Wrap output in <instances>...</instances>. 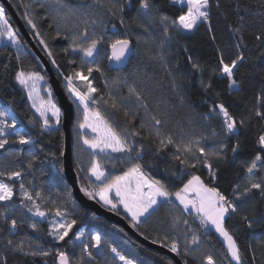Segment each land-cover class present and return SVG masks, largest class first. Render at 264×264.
I'll list each match as a JSON object with an SVG mask.
<instances>
[{
    "label": "snow or ice",
    "instance_id": "obj_1",
    "mask_svg": "<svg viewBox=\"0 0 264 264\" xmlns=\"http://www.w3.org/2000/svg\"><path fill=\"white\" fill-rule=\"evenodd\" d=\"M23 7L30 34L75 105L72 155L78 193L179 258L160 256L149 264H255L256 248L251 243L243 247L229 221L239 217L249 230L264 228V69H257L244 52L249 47L245 33L255 28L257 61L264 60V0H35V6L29 2ZM165 7L179 8V14ZM213 9L235 40V55L226 60L217 45V63L212 66L188 54L185 46V72L178 60L173 63L170 46L177 36L190 38L202 27L215 44ZM37 19L50 21L51 32H42ZM49 37L67 41L61 52L72 67L66 71L60 70ZM3 42L5 48L15 49L9 63L0 66L3 75H11L35 110L28 123L41 136L47 132L63 138L61 129L70 117L53 89L43 86L41 71L35 65L23 66L30 50L7 7L0 4ZM112 71L115 76L109 75ZM256 72L259 88L249 102L246 81ZM94 73L103 80V89ZM193 80L206 111L192 102ZM231 97L241 101L229 103ZM12 103L0 106V264H144L99 231L86 233L83 225L73 231L90 210L72 192H57L53 199L37 189L41 160L31 152L25 156V146H31L34 137L18 126L9 110ZM45 159L58 173L68 169L71 157L63 139L58 151L45 153ZM109 167L119 171L110 172ZM236 168L240 171L223 190L222 176ZM39 175L47 173L39 170ZM28 176L32 178L26 180ZM31 217L48 220L43 235L50 238V247L39 238L20 236L25 224L38 236L42 233ZM217 237L219 254L212 243ZM259 247L264 264V238Z\"/></svg>",
    "mask_w": 264,
    "mask_h": 264
},
{
    "label": "trees",
    "instance_id": "obj_2",
    "mask_svg": "<svg viewBox=\"0 0 264 264\" xmlns=\"http://www.w3.org/2000/svg\"><path fill=\"white\" fill-rule=\"evenodd\" d=\"M11 6L16 11L19 18L24 22L27 30L30 33L29 27L26 25L24 19L22 18V13L25 11L23 5L29 2H32L35 6V0H9ZM73 3L76 2V0H72ZM122 2H125V0H122ZM133 3H135V0H132ZM42 11V10H41ZM164 11L169 12L172 15H178L179 14V8L171 9V8H164ZM8 15L10 16L9 12ZM11 17V16H10ZM50 21H40L37 19V23L40 27V30L42 32H51V30L47 27V24ZM11 23L14 27L17 28V25L14 21V19L11 18ZM117 27L118 31L123 32V29H119L118 22ZM213 27L216 32V43L213 44L209 34L207 33L205 28H201L199 32H197L195 35H192L190 38H187L185 36H177L174 41L172 42L170 48H171V56L173 57V63L176 62V60L179 61V63L183 66L184 71L186 72L187 64H186V55L191 54L194 58L198 59L201 63H207L209 65L215 66L217 63V45L223 49L225 53V59L230 60L232 56L235 55V40L232 38V36L228 33L225 22L221 16L216 12L215 9H213ZM112 30L109 29V35H111ZM255 32V28L250 29L248 32L245 33L246 40L249 44L248 49H245V55L250 57L252 61L256 63L257 69H264V60L257 61V56L259 55V49H257L254 46V40H253V33ZM21 34V32H20ZM22 36V34H21ZM32 40L36 42L39 50L44 54L46 59L48 57L45 55V53L42 51V46L38 44V41L35 39L34 35L30 34ZM22 39L24 42H26L28 49L30 50L31 55L26 57L23 61L24 67H29L32 65H35L38 70L41 71V74L45 76V80L48 82V75L47 72H45L42 62L39 60L38 56L34 51H32L29 43L25 38L22 36ZM49 44L53 46V51L56 54V59L58 64L60 65L61 71H66L69 67L67 65V57H64L61 52V47L67 45V41L64 40H58L53 42L51 38L49 37ZM187 46L190 50L188 54L184 53L182 51L183 47ZM15 49H13L10 45L5 48L4 45L0 47V66H2L4 63H9V58L14 57ZM101 57H103V53L101 54ZM49 61V59H48ZM103 64L107 67L108 62L107 60H103ZM11 66L16 67V62L14 59L11 60ZM53 66V65H52ZM131 67V65H129ZM54 71L57 72L56 68L53 66ZM241 73H244L245 70L242 68ZM95 76H97L96 83L103 89V80L99 78V75L94 73ZM111 76H115L116 72L112 71L109 73ZM57 76L61 81V77H59L58 72ZM259 72H256L253 74V77L246 81V93L249 98V102H251V99L255 96V91L257 88H259ZM63 89L64 85L62 83ZM217 87L222 88L223 85L218 84ZM65 91V89H64ZM66 93V92H65ZM126 94V90H125ZM190 94L192 102L195 104L197 108H199L201 111H206V107L201 104L202 97L199 94L198 85L195 80H193L191 88H190ZM228 102L231 103L233 101L239 103L241 101V97H231L227 98ZM8 100H12L13 103L9 106L10 112L15 116L18 126L23 131H28L31 133L34 137V143L31 146H25V156L29 154V152L34 153L35 155L40 157L41 162L38 165V171H37V178L35 180V185L37 189H44L46 193L50 194L53 199L57 198V192H59L61 195L65 194V190L68 192L71 191V187L68 183V180H66L65 172L58 173L56 167L54 166L53 162L45 159V153L48 152H57L58 148L60 147L61 139H63V143L65 144V137L63 135V138L58 133H55L53 135H48L47 132H45L42 136L39 134V131L37 129H34L31 124L28 123V121L35 115L32 111L31 106L29 105V101L27 100L26 93H24L22 90L19 89L17 85L14 84V81L12 80L11 75H8L5 77L3 75V69L0 67V106H3L7 103ZM211 102V101H209ZM74 120L72 123V129H71V147L73 146L74 138H75V121H76V113H75V105H74ZM61 132L64 134L63 128L61 129ZM14 148H18L19 146H13ZM73 162H74V169H76L75 164V158L72 155ZM39 170H43V172L47 173V175L40 176ZM109 171H119L113 170L109 167ZM237 171H240L239 168H236L230 172L225 173L222 176V183L220 184V187L223 190H227L229 188V183L231 180L235 178V173ZM31 176H28L26 180L31 179ZM73 193V192H72ZM18 195V192H17ZM264 210V209H262ZM17 216H19V213H17ZM32 220L39 222V227L42 230V233L38 236L37 233L32 232L28 227L27 224L20 229V236H29L33 239L39 238L41 243L44 244L45 247H50V238L43 235V233H46L47 228L49 227L48 220H39V218L31 217ZM83 225L84 231H91L96 232L99 231L104 236V239L111 243L112 245L118 247L122 252L128 254L129 256L136 257L137 259L144 262V264H149L150 261L153 260H159L160 256L167 257L169 260H173L169 255L167 254H161L155 249L148 248L145 244L139 243L131 234L126 232L121 226L116 225L112 222H107L105 219L96 216L93 212L89 211V214L80 222L77 224L76 228L73 229V231H76ZM115 226V227H114ZM229 227L234 228L236 230V235L238 240L240 241L241 245L245 248L251 243L256 248V262L255 264H260V241L262 238H264V228L257 227L253 230H249L246 227L243 226V224L240 222L239 217H236L234 221H229ZM120 229H123V231H120ZM140 235V234H139ZM89 241V240H88ZM86 241V243L88 242ZM213 245L215 246L214 250L217 254L220 253L222 250V245L220 239L214 238L212 241ZM57 247H59L57 245ZM144 249H150L151 252H145ZM68 251L72 253L71 247L68 248ZM155 252L157 255H152L151 253ZM75 253L79 254V248L75 250ZM248 254L252 255L251 249L248 250ZM11 259V256L9 257ZM109 260H111L110 254H109Z\"/></svg>",
    "mask_w": 264,
    "mask_h": 264
},
{
    "label": "water",
    "instance_id": "obj_3",
    "mask_svg": "<svg viewBox=\"0 0 264 264\" xmlns=\"http://www.w3.org/2000/svg\"><path fill=\"white\" fill-rule=\"evenodd\" d=\"M0 4H4L12 19H14L17 28L20 30L22 36L25 38V40L28 41L32 51L37 54L39 60L42 62L45 72H47L48 75V83H50L51 88L53 89V93L55 96V99L58 102V105L62 108V111H64L70 119H67L65 121L63 130H64V137H65V145L68 149L69 155L71 159L69 160L68 164L69 167L65 171V177L66 180H68V183L71 187V191L73 192L74 196L78 200V202L82 203L85 207H87L91 212H93L96 216L101 217L105 219L107 222L115 223L118 226H121L126 232L131 234L139 243L145 244L150 249H155L161 254H167L169 255L173 261H178V257H174L171 253L167 252L166 249L160 248L158 245H153L149 241L144 240L143 236L139 235L136 231L128 227L127 222L120 218V216L114 215L112 213L107 212L104 208H102L100 205L96 204L92 201H87L81 194L78 193V187H77V181L75 178L76 175V169H74V160L72 158V147H71V129H72V123L74 120V104L71 103V101L67 98V94L65 93L62 83L60 82L57 72L54 71V68L50 61L46 59L44 54L39 50L36 42L32 40L29 31L27 30L24 22L19 18L14 8L11 6L9 0H0ZM112 68L117 67L116 65H112Z\"/></svg>",
    "mask_w": 264,
    "mask_h": 264
},
{
    "label": "rangeland",
    "instance_id": "obj_4",
    "mask_svg": "<svg viewBox=\"0 0 264 264\" xmlns=\"http://www.w3.org/2000/svg\"><path fill=\"white\" fill-rule=\"evenodd\" d=\"M4 43H6V42H3V43H0V47H2V45H4ZM61 81H62V78H61ZM42 84H43V86L44 87H48V86H50V83H48L46 80L44 81V82H42ZM51 87V86H50ZM45 93L43 92V91H41V93H40V95H44ZM54 98H55V96H54ZM29 105L31 106V102L29 101ZM32 111H33V113L35 114V110L34 109H32ZM75 136V135H74ZM74 142H75V138H74ZM74 142H73V144H74ZM75 158V157H74ZM87 162V158L85 159V163ZM86 233H88L89 231L87 230V231H85ZM89 240V236L88 235H86L85 236V238H84V242H86V241H88ZM95 251V250H94Z\"/></svg>",
    "mask_w": 264,
    "mask_h": 264
}]
</instances>
